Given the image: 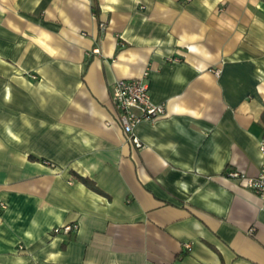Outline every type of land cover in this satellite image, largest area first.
Returning a JSON list of instances; mask_svg holds the SVG:
<instances>
[{"label": "crops", "instance_id": "obj_1", "mask_svg": "<svg viewBox=\"0 0 264 264\" xmlns=\"http://www.w3.org/2000/svg\"><path fill=\"white\" fill-rule=\"evenodd\" d=\"M262 136L264 0H0V264H264Z\"/></svg>", "mask_w": 264, "mask_h": 264}, {"label": "built area", "instance_id": "obj_2", "mask_svg": "<svg viewBox=\"0 0 264 264\" xmlns=\"http://www.w3.org/2000/svg\"><path fill=\"white\" fill-rule=\"evenodd\" d=\"M111 101L115 117L125 133L126 140L135 147L141 146V141L134 132L136 125L142 121H152L164 114V105L151 99L148 84L142 78L118 79L111 92ZM258 148L262 159L256 175L250 176L233 169L227 172V176L238 180L243 187L253 191L264 206V136L259 139ZM77 229L76 223H67L53 227L52 231L69 233ZM184 246L188 248L189 243H184Z\"/></svg>", "mask_w": 264, "mask_h": 264}, {"label": "trees", "instance_id": "obj_3", "mask_svg": "<svg viewBox=\"0 0 264 264\" xmlns=\"http://www.w3.org/2000/svg\"><path fill=\"white\" fill-rule=\"evenodd\" d=\"M92 8H93L94 12H96V7L92 5ZM78 178H79L83 183H85V184H87L88 186L92 187L94 190H96V191L99 190V189H98L95 185H93L88 179L83 178V177H80V176H78Z\"/></svg>", "mask_w": 264, "mask_h": 264}, {"label": "rangeland", "instance_id": "obj_4", "mask_svg": "<svg viewBox=\"0 0 264 264\" xmlns=\"http://www.w3.org/2000/svg\"><path fill=\"white\" fill-rule=\"evenodd\" d=\"M53 232V231H52ZM54 233V232H53ZM55 233H57V232H55ZM58 233H63V232H58Z\"/></svg>", "mask_w": 264, "mask_h": 264}]
</instances>
